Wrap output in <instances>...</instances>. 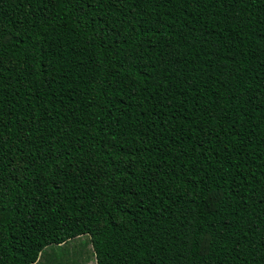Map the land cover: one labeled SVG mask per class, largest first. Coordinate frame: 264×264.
<instances>
[{
    "label": "trees",
    "instance_id": "obj_1",
    "mask_svg": "<svg viewBox=\"0 0 264 264\" xmlns=\"http://www.w3.org/2000/svg\"><path fill=\"white\" fill-rule=\"evenodd\" d=\"M83 235L264 264V0H0V264Z\"/></svg>",
    "mask_w": 264,
    "mask_h": 264
},
{
    "label": "rangeland",
    "instance_id": "obj_2",
    "mask_svg": "<svg viewBox=\"0 0 264 264\" xmlns=\"http://www.w3.org/2000/svg\"><path fill=\"white\" fill-rule=\"evenodd\" d=\"M92 251L89 235H83L62 245L45 247L43 256L37 264H86V257L88 264H96Z\"/></svg>",
    "mask_w": 264,
    "mask_h": 264
},
{
    "label": "crops",
    "instance_id": "obj_3",
    "mask_svg": "<svg viewBox=\"0 0 264 264\" xmlns=\"http://www.w3.org/2000/svg\"><path fill=\"white\" fill-rule=\"evenodd\" d=\"M92 253H93V257L95 258V255H94V252H93V251H92ZM42 255H43V252L40 254V256H39V258H38V262H39V260L41 259V256H42ZM38 262H37V263H38ZM95 262H96V260H95ZM37 263H36V264H37Z\"/></svg>",
    "mask_w": 264,
    "mask_h": 264
}]
</instances>
